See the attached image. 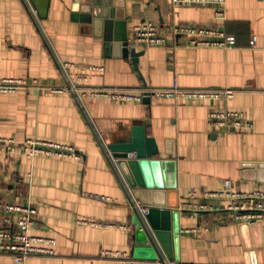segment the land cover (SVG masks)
<instances>
[{
	"label": "crops",
	"instance_id": "crops-1",
	"mask_svg": "<svg viewBox=\"0 0 264 264\" xmlns=\"http://www.w3.org/2000/svg\"><path fill=\"white\" fill-rule=\"evenodd\" d=\"M224 9L220 22L214 7L173 0H0V79L28 83L16 93H0V139L64 145L80 157L28 158L0 145V203L36 208L30 235L55 241L56 253L21 263L0 253V264H150L143 250L149 245L134 238L130 198L178 211L191 188L225 191L229 180L233 192L264 190V0H225ZM145 22L168 31V44L131 45L142 53L136 69L115 43L124 34L132 39ZM187 24L219 26L237 45L188 47L186 38L171 33L173 25ZM71 82L82 90L133 95L174 85L236 95L175 103L150 96L114 102L88 94L81 103L69 90ZM211 111L239 113L251 128L211 126ZM140 124L156 140L161 163L150 171L155 187L140 192L142 200L113 170L96 133L116 143ZM179 214L180 231L168 234V243L180 261L264 264V221L217 224L213 215ZM186 229L197 233L187 235ZM105 252L119 256L106 258Z\"/></svg>",
	"mask_w": 264,
	"mask_h": 264
},
{
	"label": "built area",
	"instance_id": "built-area-1",
	"mask_svg": "<svg viewBox=\"0 0 264 264\" xmlns=\"http://www.w3.org/2000/svg\"><path fill=\"white\" fill-rule=\"evenodd\" d=\"M173 4L180 6H211L214 7L215 20L220 22L225 20V0H173ZM171 33L174 37L186 38V46L192 48L228 50L235 48L237 45L236 38L225 33L219 26L173 25ZM168 35V31H163L158 26L145 22L135 27L134 35L129 40V43L132 46L143 48L163 47L168 44ZM26 85L28 83L25 80L0 79V93H16ZM66 89L55 88L53 91L60 93L65 92ZM69 90L81 103L88 94L91 97L106 98L114 102H141L144 96H150L157 100L173 101L175 103L230 100L236 95V91L230 89L190 90L183 89L178 85H174L171 88H144L138 95L121 90H82L72 82ZM208 120L209 125L226 130L230 127L244 130L251 128V124L245 123L244 117L239 113H216L211 111ZM96 133L109 162L117 167L118 160L113 157V153L108 149L103 136L99 132ZM0 145H4L8 151L20 150L28 158H33L37 155L70 159L80 158L72 147L39 140H27L22 144H17L13 140L0 139ZM134 158V154H128V159ZM231 187L232 182L227 180L225 181V191L204 192L191 188L187 195V201L181 204L178 211L183 218L213 215L217 224H252L264 221V190L233 192ZM134 204L145 219L149 207L139 204L136 200H134ZM37 216L38 212L32 206L24 207L0 203V253L11 255L17 263L24 262L31 257L56 256L54 250L55 241L30 235L29 231L35 225ZM183 233L187 235L196 234L197 229H186ZM103 255L106 258L119 256V254L112 255L108 252L103 253ZM167 264L195 263L169 261Z\"/></svg>",
	"mask_w": 264,
	"mask_h": 264
},
{
	"label": "water",
	"instance_id": "water-1",
	"mask_svg": "<svg viewBox=\"0 0 264 264\" xmlns=\"http://www.w3.org/2000/svg\"><path fill=\"white\" fill-rule=\"evenodd\" d=\"M118 40L115 46L119 56L124 59H131L136 69H138V61L142 53L138 52L136 48H130L131 45L125 34L119 37ZM107 146L113 153V157L118 160L117 167L111 164L113 170L126 183L128 190H135L132 191L137 194L138 200H142L139 196L140 192L155 187L150 177L152 173L150 171L155 172L161 165L157 161L160 151L156 140L149 137L145 125L140 124L131 128L128 138L120 142L107 144ZM128 154H134L135 158L128 159ZM157 185L161 187L159 183ZM143 194L141 193V195ZM130 199L129 205L133 211L135 226L134 238L136 241L149 245V247L143 249L146 260L150 261V264H167L169 261H180L177 252L172 253L168 243V234L172 232V236H174L180 231L179 211L168 209L164 205L160 206L149 203V201H143V204L150 205L148 214L144 219L136 208L133 199ZM171 221L173 222L172 226L169 225ZM254 225L261 226L263 222L259 221Z\"/></svg>",
	"mask_w": 264,
	"mask_h": 264
}]
</instances>
